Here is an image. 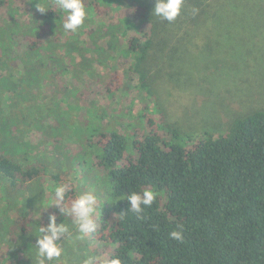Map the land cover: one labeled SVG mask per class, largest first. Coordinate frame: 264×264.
<instances>
[{"label":"trees","instance_id":"obj_1","mask_svg":"<svg viewBox=\"0 0 264 264\" xmlns=\"http://www.w3.org/2000/svg\"><path fill=\"white\" fill-rule=\"evenodd\" d=\"M12 1L0 0V8L8 5L9 11ZM124 1L128 10L123 19L111 22L103 30L90 32L92 48L84 51L85 54L80 53L87 61L88 51L97 55L95 59L101 51L113 53L114 57L124 60L115 70L128 65L126 61L132 59V71L138 77L140 89L156 99V76L152 68H158L161 60L169 65L171 54L178 51V44H183V34L152 16L153 5L149 0ZM223 1L184 0L188 5L186 27L191 29L213 19ZM62 15L55 5L44 13H36L31 22L23 24H29L36 35L25 31L24 38L29 44L26 54L36 60L46 51L48 59L45 61L50 62L55 52L61 54L65 30L62 31V27L56 31L60 23L63 25ZM8 19L16 24L22 20L20 14L15 21ZM53 22L55 26L50 31L49 25ZM3 25L10 34L12 28L6 20ZM122 29H126L125 35L136 30L138 36L121 38L118 32ZM109 35L112 36L111 49L99 40ZM46 41L50 43L47 46ZM74 51L67 48L69 55ZM7 56L8 69L11 55ZM61 56L65 64L63 60L67 57ZM85 62L78 64L86 65ZM43 68L47 71L50 66ZM157 77H161L158 69ZM115 82L113 76L108 91ZM158 111L159 120L144 113L149 121L147 127L135 128L131 137L118 131L116 119L107 125L102 124L101 118L90 120L97 123V128L86 140L83 153L66 159L71 168L69 172L50 166L52 162L47 157L35 161L19 158L22 148L8 129L0 127L3 195L13 192L23 205L20 211H26L29 202L43 200L42 180L49 177L55 186L67 187L65 207L70 208L72 202L86 192L101 200L94 215L95 231L83 239L78 238V231L73 233L77 234L80 245L72 248L68 260L64 253L60 264H83L88 256L102 257L97 264L116 257L121 264H264V110L237 119L228 132L218 136L204 132L202 139L192 146L167 140V130L175 137H179L180 132L167 123L163 110ZM4 117L0 115V120ZM76 169L82 174L80 179ZM73 170L76 173L73 174ZM144 190L156 193V199L150 207H145L142 218H138L129 211L126 197ZM53 214L57 216V223L65 222L69 229L74 227V218L61 214L58 207L51 212ZM48 222L27 221L24 216L12 219L7 208L0 212V250H6L11 261L21 255L11 264H39L36 235L39 226H47ZM174 230L183 232L182 241L169 238Z\"/></svg>","mask_w":264,"mask_h":264},{"label":"rangeland","instance_id":"obj_2","mask_svg":"<svg viewBox=\"0 0 264 264\" xmlns=\"http://www.w3.org/2000/svg\"><path fill=\"white\" fill-rule=\"evenodd\" d=\"M149 2L154 7L155 0ZM12 3L9 11L8 5L0 8V115L6 116L0 120V127L8 129L22 148L19 158L35 161L47 157L52 162L50 166L69 172L71 168L66 159L83 153L86 140L97 128V123L90 120L96 118H101L103 125L116 119L118 131L131 137L135 128L147 127L149 121L144 113L159 120L158 110L161 109L167 123L180 132L179 137H175L167 130V140L192 146L202 139L204 132L218 136L228 132L237 119L264 110V0H224L213 19L191 29L185 24L186 3L175 21L169 23L159 18L183 34V44H178V51L171 54L169 65L161 60L158 68H152L156 76V99L140 89L138 77L132 71V59L126 61L128 65L115 70L124 60L114 57L113 53L101 51L95 59L97 55L88 51L89 61L80 53L92 48L90 32L103 30L111 22L123 19L128 10L124 0H83L88 19L78 31L63 32L65 44L61 45V54L55 52L52 62L45 61L48 59L46 51L36 60L26 54L29 44L24 38L25 31L36 35L29 24H23L41 13L36 8L37 3L51 9L57 5V0H14ZM19 14L22 20L17 24L8 19L15 21ZM62 19L64 23V14ZM5 20L12 28L10 34L3 25ZM55 22L49 25L50 31ZM62 27L60 23L56 32ZM125 30L119 31L118 36L127 39L138 36L136 30L126 35ZM111 38L109 35L99 40L109 48ZM48 43L46 41L45 46ZM67 48L75 51L69 55ZM62 54L67 57L63 60L65 64L61 62ZM7 55H11L8 69ZM83 61L86 65H79ZM44 65H49L50 69L46 71ZM157 69L161 77H157ZM113 76L116 82L108 91ZM10 148L17 151L15 147ZM76 170L77 173L75 170L72 173L80 179L82 174ZM42 182L43 200L29 202L26 211H20L23 205L13 192L3 195L4 186H1L0 212L7 208L12 219L24 216L27 221L48 222L56 206L45 209L44 202L54 198L57 185L49 177ZM100 203L97 199L96 206ZM76 231V226H71L62 244L67 260L72 248L80 245L77 234H73ZM19 256L11 261L6 250H0V264L17 262Z\"/></svg>","mask_w":264,"mask_h":264},{"label":"clouds","instance_id":"obj_3","mask_svg":"<svg viewBox=\"0 0 264 264\" xmlns=\"http://www.w3.org/2000/svg\"><path fill=\"white\" fill-rule=\"evenodd\" d=\"M183 4L184 0H155L151 15L171 23L181 14ZM57 6L66 16V20L63 23L65 31L76 32L85 25L88 19V11L83 0H57ZM36 8L41 13L47 11L41 3H37ZM67 191L66 186L57 185L54 189V198L44 202L45 209L50 206H56L60 209L61 214L73 217V223L79 233V238L83 239V237L96 229L94 214L97 211V197L91 192L83 193L68 208L65 207ZM155 199L156 193L150 190H144L142 193L133 192L126 197L130 204L129 211L135 213L138 218H142L145 207H150ZM69 231V226L65 222L57 223L55 214L49 217L47 226H39L38 235H36L38 239L35 245L39 264H48V262L59 264L64 254L62 244L68 237ZM169 238L182 241L184 235L181 230H174L169 233ZM102 259V257L88 256L83 261V264H97V261ZM105 264H121V260L118 257L111 258Z\"/></svg>","mask_w":264,"mask_h":264}]
</instances>
